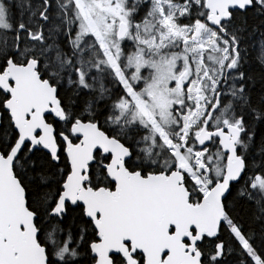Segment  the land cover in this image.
<instances>
[{"label": "snow or ice", "instance_id": "6c2138e0", "mask_svg": "<svg viewBox=\"0 0 264 264\" xmlns=\"http://www.w3.org/2000/svg\"><path fill=\"white\" fill-rule=\"evenodd\" d=\"M0 264H264V0H0Z\"/></svg>", "mask_w": 264, "mask_h": 264}]
</instances>
